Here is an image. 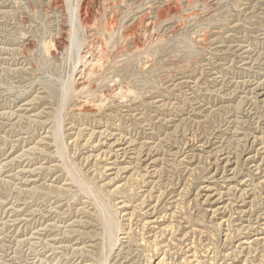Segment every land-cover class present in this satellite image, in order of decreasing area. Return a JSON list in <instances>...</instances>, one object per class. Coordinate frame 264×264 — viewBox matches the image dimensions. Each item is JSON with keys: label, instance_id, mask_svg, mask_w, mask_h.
Instances as JSON below:
<instances>
[{"label": "rangeland", "instance_id": "374dc122", "mask_svg": "<svg viewBox=\"0 0 264 264\" xmlns=\"http://www.w3.org/2000/svg\"><path fill=\"white\" fill-rule=\"evenodd\" d=\"M0 119V264H264V0H0Z\"/></svg>", "mask_w": 264, "mask_h": 264}, {"label": "bare ground", "instance_id": "6f19581e", "mask_svg": "<svg viewBox=\"0 0 264 264\" xmlns=\"http://www.w3.org/2000/svg\"><path fill=\"white\" fill-rule=\"evenodd\" d=\"M58 2V1H57ZM89 2V1H88ZM62 3V2H61ZM59 5V4H58ZM61 5V4H60ZM67 5V4H66ZM81 6V5H80ZM110 6H112V4L111 5H109V7ZM55 7H57L56 5H55ZM60 7V6H59ZM107 7V6H106ZM62 8H63V5H62ZM65 8V7H64ZM66 9V8H65ZM67 9H68V7H67ZM71 9H72V7H71ZM87 9V8H86ZM86 9H84L85 11H86ZM83 10V11H84ZM62 11V10H61ZM74 11V10H73ZM67 12V11H66ZM75 15L77 14L76 12L74 13ZM80 14V13H79ZM87 14H88V11H86V12H84V15H82V17H86V19H87ZM89 15V14H88ZM64 17V16H63ZM72 19L74 20V21H76L75 20V16L73 17L72 16ZM87 20H89V19H87ZM111 20V19H110ZM115 20V19H114ZM73 21V22H74ZM86 21V20H85ZM116 21V20H115ZM63 23V22H62ZM82 23V22H81ZM86 23V22H85ZM110 23V22H109ZM114 23V22H113ZM66 24V23H65ZM68 24V23H67ZM76 25V24H75ZM90 25V24H89ZM113 25V24H112ZM73 26H74V24H73ZM78 26V25H77ZM84 26V25H83ZM70 27V26H69ZM87 28V27H86ZM66 31V30H65ZM67 34V33H66ZM70 38V37H69ZM60 40V39H59ZM63 42V41H62ZM58 43V42H57ZM215 44V43H214ZM25 50V49H24ZM50 51V50H49ZM64 53V52H63ZM48 54H49V52H48ZM58 55V54H57ZM15 63V62H14ZM61 71V70H60ZM62 74V73H61ZM73 74V73H72ZM65 76V75H64ZM72 77V76H71ZM62 78V77H61ZM62 80V79H61ZM69 84V83H68ZM73 84V83H72ZM63 87V86H62ZM71 87V86H70ZM69 89V88H68ZM68 89H66L67 91H69ZM66 91V92H67ZM65 92V91H64ZM69 93V92H68ZM72 93V92H71ZM66 94V93H65ZM67 95V94H66ZM68 96V95H67ZM66 96V97H67ZM64 97H65V95H64ZM69 97V96H68ZM66 100H67V98H65ZM33 103V102H32ZM66 104H67V102H65ZM67 108V107H66ZM203 110V109H202ZM11 113V112H10ZM11 115V114H10ZM15 115V114H14ZM17 116V115H16ZM4 117V116H3ZM2 117V118H3ZM39 119V118H38ZM1 120V119H0ZM168 120H169V118H168ZM33 122V121H32ZM61 122V121H60ZM173 122V121H172ZM2 123V122H1ZM77 124V123H76ZM172 124H174V123H172ZM181 124V123H180ZM15 125V124H14ZM62 125V124H61ZM5 126V125H4ZM75 126V125H74ZM10 127V126H9ZM62 127V126H61ZM56 129V128H55ZM61 129V128H60ZM89 129V128H88ZM62 130V129H61ZM60 130V131H61ZM70 130V129H69ZM179 130V129H178ZM106 131V130H105ZM60 133V132H59ZM61 133H62V131H61ZM53 134V133H52ZM64 134V133H63ZM80 134V133H79ZM61 134H59L58 136H60ZM94 135V134H93ZM96 135V134H95ZM128 135H129V132H128ZM116 135L115 134H113V133H107V131L105 132V133H103L102 131H101V133H99V135H98V137H99V140H100V142H103V146H105L104 148H106V146L108 147L109 145H110V142H113V143H111V146L109 147L110 149H112V150H114V148L116 147V149H117V151H114V153L116 154L115 156H120V157H123V158H125V157H127V158H129V155H133V153H131V152H133L132 150H134V149H131V147L132 146H135L134 145V141H133V144L131 143V144H127V141H125L123 138H120L119 137V139L118 140H116V137H115ZM61 137L62 136H60V138L59 139H61ZM80 137H82V136H80ZM96 137V136H95ZM91 138H92V136H91ZM55 140V139H54ZM57 140V139H56ZM64 140V139H63ZM131 140V139H130ZM57 141H59V140H57ZM90 141V140H89ZM125 141V142H124ZM201 143V142H200ZM78 144V143H77ZM58 145V144H57ZM98 145V144H97ZM101 145V146H102ZM143 146V145H142ZM156 146V145H155ZM55 147V146H54ZM78 147V146H77ZM140 149V148H139ZM142 149V148H141ZM61 151V150H60ZM105 151V153H106V149L104 150ZM109 151V150H108ZM108 151H107V153H108ZM111 151V150H110ZM135 151V150H134ZM137 151V150H136ZM185 151V150H184ZM200 151V150H199ZM61 153V152H60ZM100 153V152H99ZM62 154V153H61ZM113 154V153H112ZM104 155V154H103ZM110 156V152H109V154H106V155H104V157L105 156ZM141 155V154H140ZM139 155V156H140ZM256 156V155H255ZM119 157V158H120ZM136 157H138V156H136ZM251 157V156H250ZM22 158V157H21ZM116 158V157H115ZM119 158H117V160L119 159ZM122 158V159H123ZM139 158V157H138ZM137 158V159H138ZM147 158V157H146ZM186 158V157H185ZM217 158V157H216ZM226 158V157H225ZM192 159V158H191ZM219 159V158H218ZM106 160V159H105ZM119 160H121V159H119ZM184 161V160H183ZM216 161V160H215ZM96 162V161H95ZM142 162V161H141ZM228 162V161H227ZM159 163V162H158ZM218 163V162H217ZM260 166V165H259ZM109 167H110V165H109ZM6 168V167H5ZM260 168V167H259ZM217 169V168H216ZM225 169V168H224ZM257 169V168H256ZM126 170H127V168H126ZM125 170V171H126ZM29 171V170H28ZM121 171V170H120ZM225 171V170H224ZM257 171V170H256ZM27 172V171H26ZM30 172H32V171H30ZM21 173H22V171H21ZM23 173H24V171H23ZM138 175V174H137ZM142 175V174H141ZM153 175H156V173L155 174H153ZM158 175V174H157ZM161 175V174H160ZM224 175V174H223ZM78 176V175H77ZM15 177V176H14ZM70 177H72V176H70ZM137 177V176H136ZM211 177V176H210ZM69 179V178H68ZM208 179V178H207ZM27 180V179H26ZM163 180V179H162ZM204 180V179H203ZM148 181V180H147ZM206 181V180H205ZM211 181V180H210ZM28 182V181H27ZM156 182V181H155ZM215 182V181H214ZM77 183V182H76ZM179 183V182H178ZM207 183V182H206ZM242 183V182H241ZM99 184V183H98ZM143 184V183H142ZM240 185V184H239ZM74 186V185H73ZM153 187V186H152ZM157 187V186H156ZM70 188V187H69ZM81 190V189H80ZM174 190V189H173ZM203 190H206V192L208 193V191L210 192V188H206V189H204L203 188ZM237 190V189H236ZM90 191L91 190H89V193H90ZM105 191V190H104ZM107 191V190H106ZM149 191V190H148ZM242 191V190H241ZM61 192V191H60ZM88 192V191H87ZM146 192V191H145ZM227 192V191H226ZM244 192H245V190H244ZM244 192H243V194H244ZM247 192V191H246ZM245 192V193H246ZM253 192V191H252ZM88 193V194H89ZM217 193V192H216ZM224 193V192H223ZM222 193V194H223ZM250 193V192H249ZM248 193V194H249ZM25 194V193H24ZM114 194V193H113ZM19 195V194H18ZM161 195V194H160ZM203 195V194H202ZM228 195V194H227ZM58 196V195H57ZM62 196V195H61ZM85 196V195H84ZM149 196V195H148ZM168 196V195H167ZM247 196V195H246ZM161 197H162V195H161ZM171 197V196H170ZM175 197V196H174ZM210 198H212L211 196H209ZM221 197V196H220ZM219 197V198H220ZM65 198V197H64ZM236 198V197H235ZM241 198V197H240ZM244 198H246L245 196H244ZM93 199V198H92ZM96 199H97V201H98V207H101L102 208V210H103V212L106 214L107 212H108V206L107 205H104L100 200H99V198L98 197H96ZM126 199V198H125ZM148 200V199H147ZM156 200V199H155ZM177 200V199H176ZM25 201V200H24ZM27 201V200H26ZM210 201V200H209ZM219 201V200H218ZM221 201V200H220ZM237 201V200H236ZM64 202V201H63ZM145 202V201H144ZM171 202V201H170ZM244 202V201H243ZM246 202V201H245ZM6 203H8V202H6ZM93 203V202H92ZM125 203V202H124ZM241 203H242V201H241ZM22 204V203H21ZM99 204H100V206H99ZM182 204V203H181ZM233 204V203H232ZM26 205V204H25ZM94 205V204H93ZM96 205V204H95ZM145 205V204H144ZM148 205V204H147ZM180 205V204H179ZM40 206V205H39ZM47 206V205H46ZM66 206V205H65ZM159 206V205H158ZM158 206H154V208L152 209V213H144V214H146V215H149V222H148V224H155V223H160V222H163L162 221V219L161 220H158V219H156V216L158 215ZM166 206V205H165ZM142 207V206H141ZM97 208V207H96ZM110 208V207H109ZM123 208H128V206L127 205H124L123 206ZM147 208H149V206L148 207H146V209ZM167 208V207H166ZM170 208V207H169ZM168 208V209H169ZM223 208V207H222ZM224 208H226V207H224ZM33 209V208H32ZM31 209V210H32ZM49 209H51L50 207H49ZM111 209V208H110ZM114 209V208H113ZM134 209V208H133ZM150 209V208H149ZM96 210V209H95ZM112 210V209H111ZM142 210H144V209H142ZM148 210V209H147ZM37 211V210H36ZM97 211V210H96ZM113 211V210H112ZM116 211V210H115ZM219 211V210H218ZM76 212V211H75ZM149 212H151V210L149 211ZM209 212V211H208ZM264 212V211H263ZM52 213V212H51ZM65 213V212H64ZM73 213V212H72ZM109 213H110V211H109ZM28 214V213H27ZM34 214V213H33ZM81 214V213H80ZM85 214V213H84ZM112 214V213H111ZM142 214V213H141ZM167 214V213H166ZM240 214V213H239ZM44 215V214H43ZM47 215H48V213H47ZM74 215V214H73ZM177 215V214H176ZM242 215V214H241ZM19 216V215H18ZM62 216V215H61ZM113 216H114V214H113ZM160 216V215H159ZM128 217V216H127ZM166 218V216H163V218ZM182 217V216H181ZM34 218V217H33ZM36 218H38V217H36ZM111 218H112V216H111ZM183 218V217H182ZM246 218H248V217H246ZM20 219V218H19ZM23 219V218H22ZM21 219V220H22ZM63 219V218H62ZM73 219V218H72ZM181 219V218H180ZM243 219V218H242ZM17 220V219H16ZM121 220V219H120ZM14 221V220H13ZM36 221V220H35ZM38 221V220H37ZM40 221V220H39ZM169 221V220H168ZM224 221V220H223ZM251 221V220H250ZM106 222H107V220H106ZM180 222V221H179ZM235 222V221H234ZM257 222V221H256ZM36 223V222H35ZM39 223V222H38ZM114 223V221L112 222V220L110 219L109 220V224L110 225H112ZM174 223V222H173ZM16 224V223H15ZM108 224V223H107ZM39 226V225H38ZM151 226V225H150ZM153 226V225H152ZM220 226V225H219ZM250 226V225H249ZM260 226V225H259ZM86 227V226H85ZM41 228V227H40ZM155 229H156V227H154ZM179 228V227H178ZM252 228V227H251ZM38 229V228H37ZM50 229V228H49ZM116 229V228H115ZM250 229V228H249ZM59 230V229H58ZM164 232H169V228H166V229H162ZM233 230V229H232ZM244 230V229H243ZM259 230V229H258ZM115 231V230H114ZM117 232V231H116ZM115 232V233H116ZM125 232V231H124ZM132 232V231H131ZM141 232V231H140ZM161 232V231H160ZM194 232V231H193ZM40 233V232H39ZM48 233V232H47ZM114 233V232H113ZM142 233H143V231H142ZM147 233V232H146ZM180 233V232H179ZM190 233V232H189ZM237 233V232H236ZM239 233V232H238ZM250 233V232H249ZM259 233V232H258ZM61 234V233H60ZM75 234H77V233H75ZM90 234V233H89ZM151 234V233H150ZM167 234V233H166ZM193 234H195V233H193ZM261 234V233H260ZM51 235V234H50ZM58 235V234H57ZM86 235V234H85ZM118 235V234H117ZM125 235V234H124ZM157 235V234H156ZM164 235V234H163ZM91 236V235H90ZM165 236V235H164ZM185 236V235H184ZM193 236V235H192ZM234 236V235H233ZM261 236V235H260ZM264 236V235H263ZM48 237V236H47ZM58 237V236H57ZM115 237H116V235H115ZM126 237V236H125ZM128 237V236H127ZM175 237V236H174ZM52 238H53V236H52ZM55 238V237H54ZM114 238V237H113ZM121 238V237H120ZM177 238V237H176ZM227 238V237H226ZM81 239V238H80ZM116 239V238H115ZM160 239V238H159ZM183 239H184V237H183ZM262 239V238H261ZM149 240V239H148ZM262 240H264V238L262 239ZM44 241H45V239H44ZM129 241V240H128ZM177 241H180V240H178L177 239ZM228 241V240H227ZM82 242V241H81ZM109 242V241H108ZM172 242V241H171ZM230 242V241H229ZM257 242V241H256ZM47 243V242H46ZM131 243V242H130ZM249 243V242H248ZM253 243V242H252ZM190 244V243H189ZM251 244V243H250ZM143 245V244H142ZM148 245V244H147ZM164 245V244H163ZM112 246V245H111ZM111 246H110V248H111ZM127 246V245H126ZM125 246V247H126ZM152 246V245H151ZM166 246V245H165ZM50 247V246H49ZM123 247V246H122ZM190 247V246H189ZM250 247V246H249ZM109 248V247H108ZM109 248V249H110ZM150 248V247H149ZM53 249V248H52ZM65 249V248H64ZM121 249V248H120ZM178 249V248H177ZM182 249V248H181ZM185 249H187V248H185ZM244 249V248H243ZM66 250V249H65ZM123 250V249H122ZM194 250V249H193ZM247 250V249H246ZM106 251V250H105ZM167 251V250H166ZM56 252V251H55ZM132 252V251H131ZM163 252V251H162ZM168 252V251H167ZM170 252V251H169ZM53 253V252H52ZM73 253V252H72ZM181 253V252H180ZM47 254V253H46ZM110 254V253H109ZM127 254H129V253H127ZM134 254V253H133ZM145 254V253H144ZM147 254V253H146ZM145 254V255H146ZM177 254V253H176ZM182 254V253H181ZM251 254V253H250ZM51 255V254H50ZM120 255V254H119ZM150 255V254H149ZM175 255V254H174ZM173 255V256H174ZM42 256V255H41ZM127 256V255H126ZM187 256V255H186ZM226 256V255H225ZM229 256V255H228ZM232 256V255H231ZM236 256H237V254H236ZM103 257V256H102ZM109 257V256H108ZM171 257V256H170ZM233 257V256H232ZM231 257V258H232ZM243 257H244V255H243ZM139 258V257H138ZM238 258V257H237ZM82 259V258H81ZM164 259V258H163ZM192 259V258H191ZM233 259V258H232ZM116 260V259H115ZM166 260V259H165ZM221 260V259H220ZM226 260V259H225ZM234 260V259H233ZM100 261H101V259H100ZM126 261V260H125ZM137 261V260H136ZM190 261V260H189ZM237 261V260H236ZM239 261V260H238ZM105 262V261H104ZM108 262V261H107ZM148 262V261H147ZM174 262V261H173ZM176 262V261H175ZM225 262V261H224ZM170 263V262H169ZM181 263V262H180ZM238 263V262H237ZM131 264V263H130ZM163 264V263H162ZM167 264V263H166ZM226 264V263H225Z\"/></svg>", "mask_w": 264, "mask_h": 264}]
</instances>
